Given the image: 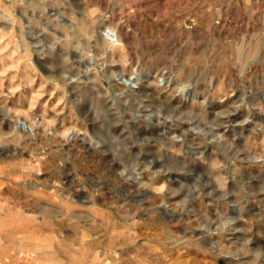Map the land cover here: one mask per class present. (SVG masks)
Segmentation results:
<instances>
[{"label": "rangeland", "instance_id": "1", "mask_svg": "<svg viewBox=\"0 0 264 264\" xmlns=\"http://www.w3.org/2000/svg\"><path fill=\"white\" fill-rule=\"evenodd\" d=\"M0 173L45 264H264V0H0Z\"/></svg>", "mask_w": 264, "mask_h": 264}, {"label": "crops", "instance_id": "2", "mask_svg": "<svg viewBox=\"0 0 264 264\" xmlns=\"http://www.w3.org/2000/svg\"><path fill=\"white\" fill-rule=\"evenodd\" d=\"M7 177L9 174L6 173L5 181L0 179L2 181V183L0 181V248L2 251L0 264H31V261L45 264L46 239L53 245H61V239L56 235L61 226L60 199L54 195L58 200L53 201L50 192L49 194L46 192L33 194L27 189L16 188L18 193H8L6 190L14 191L15 188ZM47 206H52L54 209L47 210ZM47 212L54 214L53 219L47 218ZM33 235V240L37 241L34 245L37 247L31 252L28 245L29 238ZM55 252L54 250L53 253ZM57 260L60 263V259Z\"/></svg>", "mask_w": 264, "mask_h": 264}, {"label": "bare ground", "instance_id": "3", "mask_svg": "<svg viewBox=\"0 0 264 264\" xmlns=\"http://www.w3.org/2000/svg\"><path fill=\"white\" fill-rule=\"evenodd\" d=\"M124 37V36H123ZM121 45V43H119ZM147 56V55H146ZM143 59V58H142ZM134 61V60H133ZM132 62V61H131ZM143 63V62H142ZM146 65V64H145ZM156 67V66H155ZM159 68V67H158ZM155 69V68H154ZM166 69V68H165ZM168 70V69H167ZM156 73V72H155ZM157 73L162 75L165 79H167L169 77V73L167 71H165L164 69H160V70H157ZM77 78V77H76ZM81 79V78H80ZM74 80V79H73ZM197 88V87H196ZM200 89V88H199ZM197 90V89H196ZM192 93H195V91H192ZM237 100H239V97L237 98ZM162 110H159L157 109V111H154L152 112V114L158 119V122L156 123H153L155 124V126H163L165 127L167 130H172V131H175V132H179V131H184V133H182V138L184 139L185 138V135L188 134V130H190V128H183V123L184 124H190L191 125L193 124L192 121L193 120H190V119H180L179 117H176L174 118V115L173 113L171 112H166V114H164L166 116L167 119H163V118H158L161 114ZM175 114V113H174ZM146 116V115H144ZM161 120V121H159ZM138 125V124H137ZM216 128V129H219V128H222L221 125L217 124V123H214L212 126H209V128ZM202 128V127H201ZM144 129V128H143ZM138 132V131H137ZM144 133V132H143ZM153 133V132H152ZM149 138V137H148ZM146 140V139H145ZM174 144V143H173ZM96 145V144H95ZM196 145V144H195ZM97 147L100 146L99 144L96 145ZM95 146V147H96ZM185 146V145H184ZM183 146V147H184ZM186 148V147H185ZM190 148V147H189ZM199 150V149H197ZM191 151V150H190ZM134 178V177H133ZM133 178H129L128 180L132 181L133 182ZM125 185V184H124ZM171 200V199H170ZM173 213V211H170ZM175 217V216H174ZM170 218V216H169Z\"/></svg>", "mask_w": 264, "mask_h": 264}, {"label": "built area", "instance_id": "4", "mask_svg": "<svg viewBox=\"0 0 264 264\" xmlns=\"http://www.w3.org/2000/svg\"><path fill=\"white\" fill-rule=\"evenodd\" d=\"M161 76V79H162V81H163V83H170L171 82V79H170V77H169V79H166L165 80V78L162 76V75H160ZM134 85H137V86H135V89H138V87H140L141 86V84L137 81V80H135L134 81ZM163 86V85H162ZM184 140H183V138L182 139H180L178 142H183ZM171 142H175V140H172Z\"/></svg>", "mask_w": 264, "mask_h": 264}]
</instances>
